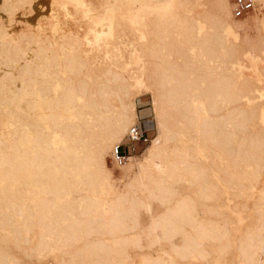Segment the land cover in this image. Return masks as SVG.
Masks as SVG:
<instances>
[{
	"label": "bare ground",
	"instance_id": "bare-ground-1",
	"mask_svg": "<svg viewBox=\"0 0 264 264\" xmlns=\"http://www.w3.org/2000/svg\"><path fill=\"white\" fill-rule=\"evenodd\" d=\"M193 1L53 4L55 14L62 11L78 28L80 12L108 16L109 34L96 42L90 24L83 32L70 27L58 45L0 25V113L13 126L0 131V264H129V248H142L144 233L152 239L149 249L162 241L181 258L209 264L204 241L231 240L228 218L202 219L179 187L193 185L206 206L208 199H223L222 180L237 187L239 197L260 181L264 124L255 98L262 92L236 64L241 49L264 48V0H257L262 10L244 18L232 16L229 0L206 1L198 13ZM29 5L44 8L38 0H2L0 13ZM227 26L239 41L226 37ZM89 41L95 44L86 47ZM28 43L38 47L31 55ZM105 47L123 50L125 62ZM144 94L152 96L158 135L126 166L115 162L128 180L108 199L117 179L107 156L136 122L137 98ZM258 193L252 205L258 219L238 235L239 264H264V185ZM149 199L166 208L144 227L141 211H152ZM176 235L182 244H175ZM225 247L220 243L222 252ZM166 255L167 248L146 254L143 264H166Z\"/></svg>",
	"mask_w": 264,
	"mask_h": 264
},
{
	"label": "rangeland",
	"instance_id": "rangeland-1",
	"mask_svg": "<svg viewBox=\"0 0 264 264\" xmlns=\"http://www.w3.org/2000/svg\"><path fill=\"white\" fill-rule=\"evenodd\" d=\"M1 1L2 0H0V4H1ZM165 1L166 0H158V3H162ZM206 1H209V0H194L193 3L191 4V8H193L195 13L201 12V11H203V9L208 7V4ZM38 3L41 4L42 7H44L39 12H36L35 10H33L32 6L29 5L30 8H32V9H29V6L25 7L24 10H26L27 12L26 11L24 12V10L17 8V9H15V12L13 14H11L10 12H8V13L5 12L4 14L0 13V25L3 26L4 23H7V26L9 27L10 32L11 33L13 32L14 34H17L18 32H20L21 27H22V31L26 30L27 33L29 32L30 34H32V32H33V34H35V36H37L36 37L37 39H40V38H44L45 40L47 39V42H44V43L48 44V45H49V43H53L55 45H58L60 42V36L62 34H66V33L69 35L68 32H70L72 30L71 28L74 29L76 27L77 29H75V30H77V31L81 30L83 32L85 29V28H83V26H86V28H87V25H89V24L90 25L88 26L89 27L88 29L90 30L92 37H94L95 42H96V38H98V36L102 35L104 32H105V34H107V33L109 34V31H110L109 22L110 21L108 19V16H106V15H104V16L103 15H101V16L97 15L98 12H94L96 14H93V13L84 14L83 12H80L83 17L81 16L79 18V16H80L79 14L77 15V17H78V19L82 18V20L84 22H81L82 24L80 23L81 25L79 24V28H78V25L73 26L75 23L71 24L70 22H68L66 16L64 14H62V11H60V14L59 13L55 14L56 11H54L55 7L53 4L56 3L57 5H59L60 0H56V2H55V0H38ZM30 10L33 12L28 13V11H30ZM40 12L42 14H40ZM57 12H59V11H57ZM116 14L119 15V12H117ZM57 16H59V17L56 18ZM8 21H10V23ZM86 21L88 24L86 23ZM263 21H259V25L261 26L262 31L264 33V22ZM91 23L94 26H91ZM27 24L28 25L30 24L31 26L30 25L27 26ZM68 29L69 30L71 29V30L69 31ZM81 31H79V32H81ZM225 33H226V37L228 39H231L234 41H239V37L236 36V30L233 28V26H227L225 29ZM51 37L54 40L53 42L50 40ZM94 41L87 42L86 47L87 46L90 47L91 46L90 43L95 44ZM28 47H29L30 52H28L27 54H29V55H31V53L34 52L33 51L34 49H36V50L38 49L37 45H32L30 43H28ZM109 48L110 47H105L104 51L111 50V51H109V53L113 52V51H114V53L117 52V54L119 55V58H118L119 62L121 64H122V61L125 62L124 61L125 58H120V56L123 55L122 54L123 50H128V47L126 44H123V46H122L123 50L111 49V48L109 49ZM96 50L97 49H95V48L93 49L94 54H95ZM240 54H241L240 58L239 59L237 58V64H236L237 68L239 70V73L243 77L251 79L252 82H254L257 85L258 88H261L262 93L259 94V96L256 97L255 99L257 101H260V103H262L260 109H261V112H263L262 122L264 124V48H262L260 51H258V50H255L253 48L246 47L244 49H241ZM110 59H113V57H111ZM125 65L129 66L127 63ZM140 101L144 102V104H141ZM137 103H138L137 109L140 110V113L142 111H145L147 116L138 117L136 122H141V123H144L145 126H147V127H152V129H153L152 132H154V137L152 139H154L158 135V126H157L155 114L153 112L154 109L152 108L153 107L152 96L150 94H144V95L137 98ZM250 103H251V101L248 100L247 104L249 106H250ZM145 120H149V121L145 122ZM5 124H8V126H10V120L4 119L3 115L0 113V131L1 132H7L8 131L9 128L5 127ZM10 127L12 128L13 126H10ZM144 150H145V148H144ZM144 150L137 153L136 155L137 156L142 155ZM124 151L126 153H131L130 147H125ZM109 156L110 155L107 156L108 167L113 172L114 178H116L117 180L115 181L116 183L114 184V186L109 187L110 189L107 192V194H105V197L108 199H113L115 197V195L117 194L119 187H121L122 183L124 181H126V179L128 180V178L121 179V171L119 169V166L118 165L116 166L115 162L112 163ZM125 163H126V161L120 165L126 166ZM223 182H224V180L221 181V188L224 187L222 189L223 190L222 191V198L223 199L221 200V198H220L217 201L208 199L207 202H205L207 204L206 206L203 205L204 199L200 197V192L191 184H187L184 181L181 182L180 187H179L180 188L179 193H181L182 195H185V196H190V198L194 199V201L196 202L195 206L197 207V209L200 213V217L202 219L207 220V221H216V220L222 221V220H227V218H228L227 226L229 228L228 230L230 231L228 238H231V240L228 241V239L226 240L225 238H223L221 240V242L219 240H213V241L206 240V241H204V246L208 250V254H209V256H208L209 264H210V262L211 263L216 262V264L217 263L218 264H239V258L241 255L239 253L240 250H239V246H238L239 245V241H238L239 236L238 235H240V237H241L245 233V230L247 228H249L250 226H253L254 223H256V221L258 219L256 209H255L256 207H254L252 205H253V202H255V200H257V197L259 194L258 191L264 185L263 184L264 183V171L260 176L259 183L256 185L257 188L255 187L252 189V187H251L250 188L251 190H248V191H247V189H246V191L241 190L240 196H242L243 198L239 197V195H237V194L236 195L234 194L236 191V188H237L236 186H234L236 188H231V187H233L231 184H230L231 185V187H230L228 182L227 183H226V181L224 183ZM136 189L139 191V194L141 195V197L143 199H146L145 193L142 192L140 186H137ZM224 190H225V192H224ZM255 191H257V192H255ZM152 200L149 199L150 204L152 205V207H151L152 213L147 212L146 209H142L143 211H141L140 222H141V225H143L144 227H146L149 224V222H151L150 221L151 220V214L159 216L160 214H162L164 212V210L166 208V206L165 205L162 206L158 200H156V199H152ZM223 200H225L224 203H222ZM151 202H153V203H151ZM244 203L247 205H245ZM235 204L238 205V207ZM242 204H244L245 206H248V208L242 207ZM212 205H214V206H212ZM234 205L236 208L234 207ZM206 208H207V210H206ZM209 208L210 209H217L218 208L217 211L220 215L210 213L211 211ZM202 216L205 218H203ZM157 233L160 235L162 233L161 229H158ZM146 235L147 234L144 233L142 235V238H141L142 248H131V247L129 248V253H130L129 264H143L144 261H146V258H145L146 254L151 255V256L161 255V253L163 252V249H165V248H167L169 250V255L165 256V259H167L166 264H173V263L174 264H197L196 258H184V257L181 258L176 253L175 250L170 249V247L168 248V245L165 246L162 243V241H160V242L158 241V243L154 244L149 249V246H151L153 243H152V239L147 238ZM235 235H237V236L235 237ZM31 236L32 237L34 236L33 231L31 232ZM150 242L152 244H150ZM174 242L177 245L182 244L183 236L182 235L181 236L176 235L174 237ZM220 243H222L223 245L226 244V246H227V247H225L226 251H225V249L223 250V252L221 251L222 249L220 250V248H219ZM228 244H231V245H228ZM233 245H234V247H233ZM224 251H225V253H224ZM171 253H173V254L171 255ZM263 257H264V255H263ZM171 259L174 262H172ZM52 261H53L52 257H50V256L45 257L46 263H51ZM175 262H177V263H175Z\"/></svg>",
	"mask_w": 264,
	"mask_h": 264
},
{
	"label": "built area",
	"instance_id": "built-area-1",
	"mask_svg": "<svg viewBox=\"0 0 264 264\" xmlns=\"http://www.w3.org/2000/svg\"><path fill=\"white\" fill-rule=\"evenodd\" d=\"M229 2L234 18H244L263 9L261 3L257 0H229ZM152 130V127H147L141 122H135L131 125L123 139L114 146L109 156L111 162L123 163L130 156L144 150L145 146L154 137ZM125 147H130L131 153H126L124 151Z\"/></svg>",
	"mask_w": 264,
	"mask_h": 264
},
{
	"label": "crops",
	"instance_id": "crops-1",
	"mask_svg": "<svg viewBox=\"0 0 264 264\" xmlns=\"http://www.w3.org/2000/svg\"><path fill=\"white\" fill-rule=\"evenodd\" d=\"M140 103H141V104H144V102H142V101H140ZM137 105H138V103H137ZM137 113H138V117H145V116H147L145 111H142V112L140 113V110L137 109ZM146 121H149V120H145V122H146Z\"/></svg>",
	"mask_w": 264,
	"mask_h": 264
}]
</instances>
